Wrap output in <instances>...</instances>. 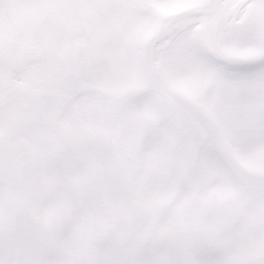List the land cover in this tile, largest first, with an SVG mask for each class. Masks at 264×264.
<instances>
[{"label": "snow or ice", "instance_id": "6c2138e0", "mask_svg": "<svg viewBox=\"0 0 264 264\" xmlns=\"http://www.w3.org/2000/svg\"><path fill=\"white\" fill-rule=\"evenodd\" d=\"M0 264H264V0H0Z\"/></svg>", "mask_w": 264, "mask_h": 264}]
</instances>
